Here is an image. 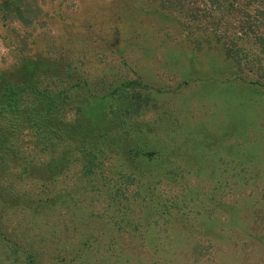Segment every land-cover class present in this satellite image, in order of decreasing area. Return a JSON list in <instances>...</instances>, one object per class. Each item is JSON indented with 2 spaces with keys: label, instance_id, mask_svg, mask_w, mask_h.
<instances>
[{
  "label": "rangeland",
  "instance_id": "obj_1",
  "mask_svg": "<svg viewBox=\"0 0 264 264\" xmlns=\"http://www.w3.org/2000/svg\"><path fill=\"white\" fill-rule=\"evenodd\" d=\"M0 50V264H264V0H0ZM69 63L138 79L106 148L25 127Z\"/></svg>",
  "mask_w": 264,
  "mask_h": 264
},
{
  "label": "trees",
  "instance_id": "obj_2",
  "mask_svg": "<svg viewBox=\"0 0 264 264\" xmlns=\"http://www.w3.org/2000/svg\"><path fill=\"white\" fill-rule=\"evenodd\" d=\"M17 2L20 3L21 0H17ZM50 46H52V44ZM64 47L69 48L70 44H66ZM81 47L82 46L77 45V47L73 49L76 53H79L82 50ZM52 53H50L49 56L52 55ZM68 68V70H65V78L54 83L55 86H53L51 91L48 92L37 90L31 86L34 84L33 82L39 81L40 78H36L34 81L28 80L27 82H24L25 87L27 86L26 88L34 93V100L30 102V108L28 109L31 111L25 118V121H27L25 127L34 133L35 137L38 138L39 143H41L39 139L47 138L51 147H54L56 144L58 146L66 147L76 138H81L80 136H84L85 133H89L91 130V128H84V124L81 123L82 121L80 119H83L86 114L95 115L96 113L97 115L99 114L103 116L102 121L105 122L106 126L103 123L96 124L92 121L94 122L93 131H103L100 133V141L97 140L98 143H95V148L94 146H92V148L93 151H95L96 148H106V146L103 147V144L105 143L106 145L105 140L109 133L104 130L107 126H112V116H114V114L119 116H124L126 114L129 115L127 119H131L135 116V110L132 107L133 97L131 95H133V92H136V94L138 93V91H134L139 85L136 82L138 79L135 78L136 80L133 79V82L128 84H125L122 80L119 85H117V81L104 79L105 76L103 75V70L105 69H101L99 74L94 71L87 73V64L80 68L77 64L75 66L70 64ZM123 78H125V76ZM85 92H87V96H85ZM86 101L88 102L85 103ZM3 108V106H0L1 119L6 116ZM105 111L108 112L106 113ZM9 124L12 125L13 123L9 122ZM97 125L99 127H96ZM101 126L104 128L99 130ZM12 131L15 132V130ZM1 139L2 138H0V140ZM84 139L88 138L83 137V141H85ZM1 143L2 142L0 141V174H3L4 172H11V168L8 164V159L2 155L3 151L1 150ZM45 143L47 142L45 141ZM12 156L13 154L11 155V158H15ZM95 157L96 156L92 155V153L87 154V160H90V158L95 159ZM71 159L72 158L68 159L70 164H72ZM14 161L17 162L16 158ZM56 166V168H48L45 177L46 174L51 171L53 176L58 180L65 174L68 168V165L64 163H58ZM90 172L91 171H88L86 173L90 174ZM13 187L14 185L10 183L3 188L13 189ZM0 195H3V189H0ZM11 253L10 259L17 261L18 253L16 251H11Z\"/></svg>",
  "mask_w": 264,
  "mask_h": 264
},
{
  "label": "clouds",
  "instance_id": "obj_3",
  "mask_svg": "<svg viewBox=\"0 0 264 264\" xmlns=\"http://www.w3.org/2000/svg\"><path fill=\"white\" fill-rule=\"evenodd\" d=\"M0 51H2V50H0Z\"/></svg>",
  "mask_w": 264,
  "mask_h": 264
}]
</instances>
